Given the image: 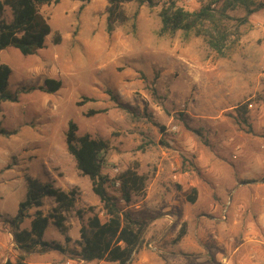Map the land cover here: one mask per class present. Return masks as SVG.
Listing matches in <instances>:
<instances>
[{
    "label": "rangeland",
    "instance_id": "obj_1",
    "mask_svg": "<svg viewBox=\"0 0 264 264\" xmlns=\"http://www.w3.org/2000/svg\"><path fill=\"white\" fill-rule=\"evenodd\" d=\"M208 1L129 3L130 14L139 10L136 33L130 24L109 34L106 0H60L41 7L52 28L42 50L0 52V62L11 69L9 93L47 78L62 81L56 93L33 90L1 103V127L13 134H0V264L21 256L9 222L27 198L26 176L75 189L77 202L66 214L71 241L52 222L44 235L66 253L38 251L23 264H80L73 251L82 226L94 213L106 220L90 179L68 152L70 122L78 136L108 142L104 175L114 179L138 165L147 177L146 193L130 206L149 222L138 250L146 254L144 264H264V232L250 240L258 212L264 213V10L246 24L239 21L243 9L228 12L219 23L229 33L225 56L203 37L159 35L164 6L176 3L192 12ZM222 4L213 6L217 14ZM13 18L7 8L0 22ZM117 187L108 190L118 195ZM192 188L198 189L195 204L185 196ZM148 191L153 195L146 202ZM55 206L45 198L41 210L49 214ZM31 219L21 228H29ZM184 224L186 235L178 242Z\"/></svg>",
    "mask_w": 264,
    "mask_h": 264
},
{
    "label": "trees",
    "instance_id": "obj_2",
    "mask_svg": "<svg viewBox=\"0 0 264 264\" xmlns=\"http://www.w3.org/2000/svg\"><path fill=\"white\" fill-rule=\"evenodd\" d=\"M90 2L91 0H80ZM107 18L106 30L112 34L118 27H128L130 24L136 33V20L139 10L130 14L125 5L137 3L139 7L150 3V0H106ZM60 0H0V15L7 8L13 13V21L0 22V52L7 48L18 49L23 55H35L45 47L46 38L52 32L48 20L41 13V7L57 4ZM223 2L221 9L217 11L214 5ZM243 9L245 16L240 18L242 24L249 22V18L255 13L264 10V2L256 0H209L203 3L199 10L188 11L171 3L164 6L159 17L161 28L159 35L175 36L181 33L185 41L192 38L203 37L208 46L220 56H225L229 33L221 28L224 19L229 18V11ZM220 21V22H219ZM61 42V36L54 39L55 44ZM11 69L0 62V112L2 101L17 102L18 93H29L39 90L46 93H56L62 87V81L47 78L43 85L38 87H22L16 93L7 91ZM93 113V112H92ZM243 120L246 119L243 117ZM78 126L74 122L69 123L66 144L68 152L76 162L79 172L88 177L92 184L93 193L99 198L106 220L94 213L83 225L80 231L79 249L73 251V255L80 262L85 263L106 261L115 264H129L142 244L143 236L149 222L135 217L130 206L135 197L143 196L147 190V177L138 170V165L129 167L117 177L111 179L103 174L105 159L103 154L109 148L108 142L93 138L89 134L77 135ZM0 134L12 135L1 127ZM117 187L118 195L111 194L109 185ZM27 198L19 205L17 215L9 222L14 241L21 252L17 262L7 261L6 264H23L27 256L38 251H57L66 253V248L59 243L44 240V235L50 222L70 242L66 214L70 212L77 202L75 189L65 191L56 187L53 183L42 182L31 176H26ZM186 200L195 204L198 198V189L192 188L185 193ZM51 198L56 206L49 214L41 209L44 199ZM36 209L33 215L30 210ZM93 212L94 208L91 207ZM32 217L29 228L22 229L25 220ZM80 217H83L82 214ZM187 224H184L177 236L180 241L186 235Z\"/></svg>",
    "mask_w": 264,
    "mask_h": 264
},
{
    "label": "crops",
    "instance_id": "obj_3",
    "mask_svg": "<svg viewBox=\"0 0 264 264\" xmlns=\"http://www.w3.org/2000/svg\"><path fill=\"white\" fill-rule=\"evenodd\" d=\"M152 192L151 191H148V195L144 198L145 199V201L147 202V201H150L151 199H152ZM257 199V196L254 198V201ZM255 230H252V229H250L251 231V237H250V240H253V241H258L259 239H260V236L261 235H259L258 234V232H256L257 230H259V231H263L264 232V213H262L261 211H259L258 212V220H257V224L255 225ZM185 237V236H184ZM183 237V238H184ZM182 238V239H183ZM181 239V240H182ZM180 240V241H181ZM179 242V241H178ZM136 256H137V260L134 258V260H132L129 264H144L145 262H144V259H145V256H146V254H145V252L144 251H138L136 254H135ZM256 255V257L258 256L257 255V253L255 254ZM169 261V260H168ZM171 261V260H170ZM80 262V261H79ZM104 262H106V261H102V263H104ZM98 262H91V263H83L82 261H81V263L80 264H97ZM108 263V262H107ZM110 263V262H109ZM169 263V262H168ZM66 264H75L74 262H72V261H70L69 260V262H67ZM256 264H260V263H256Z\"/></svg>",
    "mask_w": 264,
    "mask_h": 264
},
{
    "label": "built area",
    "instance_id": "obj_4",
    "mask_svg": "<svg viewBox=\"0 0 264 264\" xmlns=\"http://www.w3.org/2000/svg\"><path fill=\"white\" fill-rule=\"evenodd\" d=\"M117 185L119 186V183H117ZM149 247L153 250V251H156V252H159L161 253V250H159V248L157 246H155L154 244H149ZM84 263V261H82Z\"/></svg>",
    "mask_w": 264,
    "mask_h": 264
}]
</instances>
